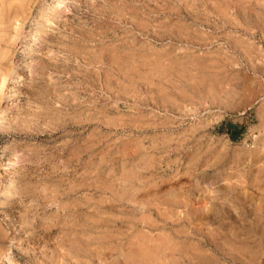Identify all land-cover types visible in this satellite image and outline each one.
Masks as SVG:
<instances>
[{"label": "rangeland", "instance_id": "1", "mask_svg": "<svg viewBox=\"0 0 264 264\" xmlns=\"http://www.w3.org/2000/svg\"><path fill=\"white\" fill-rule=\"evenodd\" d=\"M13 1L0 264H264V0Z\"/></svg>", "mask_w": 264, "mask_h": 264}, {"label": "bare ground", "instance_id": "2", "mask_svg": "<svg viewBox=\"0 0 264 264\" xmlns=\"http://www.w3.org/2000/svg\"><path fill=\"white\" fill-rule=\"evenodd\" d=\"M1 1V3H3L5 0H0ZM15 1V0H14ZM13 1V2H14ZM16 3H17V1H15ZM19 3H18V5H17V8H15L16 6H14V11H13V15H10V11H9V9H10V7L12 6V4L13 3H11L10 4V6H8L9 8H8V11H9V14H8V16H9V19L12 21V18L15 20V19H18V17H20V15L21 14H23V13H25V10H26V1L25 0H19L18 1ZM16 5V4H15ZM2 7V6H1ZM4 7V6H3ZM13 8V7H12ZM2 9V8H1ZM1 9H0V11H1ZM3 10V13L5 14L6 12H4V11H6L4 8L2 9ZM1 14V13H0ZM3 14H1V16H2ZM0 16V17H1ZM5 17V16H4ZM2 18H3V16H2ZM4 19V18H3ZM3 19H1V20H3ZM6 20V19H5ZM9 20V21H10ZM13 20V21H14ZM8 21V20H7ZM12 21V22H13ZM16 21V20H15ZM14 21V22H15ZM2 21H0V23H1ZM14 22H13V24H14ZM6 23V22H5ZM10 23V22H9ZM1 25V24H0ZM1 28V27H0ZM4 34V31H3V33H2V35ZM2 36H1V34H0V38H1ZM5 40V39H4ZM0 41H1V39H0ZM9 42V41H8ZM9 54H10V47H9V45H5V46H3V43L1 44V42H0V65H3L2 63H3V60L4 59H8V57H9ZM6 80H7V77H6V75H3L2 76V78H1V83H0V86H1V89H2V87H4L5 85H6ZM1 175V174H0ZM258 226H260V225H258ZM238 228V227H237ZM251 229V228H250ZM248 230V231H251V230ZM235 231H236V229H234ZM233 230V231H234ZM258 230V229H257ZM240 231V230H239ZM254 231H256V228H255V230ZM243 232V231H242ZM231 233H233V232H231ZM231 233H230V235H231ZM235 233H238V232H235ZM243 233H245V232H243ZM250 232H247V234H249ZM257 233V232H256ZM258 233H260V232H258ZM264 232H261V234H263ZM241 234V233H240ZM246 234V233H245ZM234 235V233L232 234V236ZM236 235V234H235ZM234 235V236H235ZM238 235V234H237ZM236 235V236H237ZM252 235V234H251ZM250 235V236H251ZM259 235V234H258ZM245 236H247V235H245ZM249 236V235H248ZM249 236V237H250ZM261 236V235H260ZM252 237H254V238H256L255 236H252ZM251 238V237H250ZM207 239H209V238H207ZM251 239H253V238H251ZM209 241V240H208ZM210 243V242H209ZM217 243H215V245H216ZM217 246V245H216ZM223 250H225V249H223ZM263 256V255H262ZM264 259V258H263ZM263 259H261V260H263ZM258 260H260V259H258ZM258 263H260V262H258ZM263 264V263H262Z\"/></svg>", "mask_w": 264, "mask_h": 264}]
</instances>
